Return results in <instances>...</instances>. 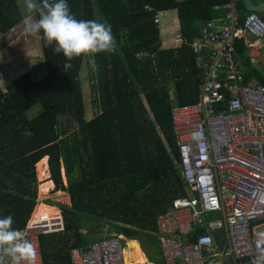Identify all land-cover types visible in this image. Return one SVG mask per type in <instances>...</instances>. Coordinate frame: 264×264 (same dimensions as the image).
Returning <instances> with one entry per match:
<instances>
[{
  "label": "trees",
  "instance_id": "trees-1",
  "mask_svg": "<svg viewBox=\"0 0 264 264\" xmlns=\"http://www.w3.org/2000/svg\"><path fill=\"white\" fill-rule=\"evenodd\" d=\"M230 1L67 0L77 19L111 26L117 51L97 54L95 72L87 56L74 58L73 67L65 72V57L54 53V44L46 47L41 33L44 75L34 79L26 73L4 88L0 85V217L11 215L13 227L20 230L29 224L38 200L36 167L38 178L45 182L49 166L46 195L55 185L70 199V205H58L64 229L40 235L44 264H70L72 248L90 245L82 231V217L86 220L90 215L112 221L116 234L126 239H140L151 260L165 264L160 246L144 238L156 232L158 215L188 190L178 167L169 84L175 86L178 105L199 101L204 75L197 67L192 43L205 21L222 16L215 6ZM236 4L242 17L247 11L241 0ZM167 11L176 15L180 38L176 47L163 46L165 23L154 21L156 12L167 15ZM20 12L16 0H0V34L22 22ZM236 45L246 69L245 83L254 76L264 85V78L244 54L243 39ZM141 52L148 54L137 56ZM84 59L99 107L88 121L80 80ZM36 105L42 111L28 117ZM25 130L33 134L26 137ZM54 212L43 205L44 216ZM212 232L224 242L223 228Z\"/></svg>",
  "mask_w": 264,
  "mask_h": 264
},
{
  "label": "built area",
  "instance_id": "built-area-1",
  "mask_svg": "<svg viewBox=\"0 0 264 264\" xmlns=\"http://www.w3.org/2000/svg\"><path fill=\"white\" fill-rule=\"evenodd\" d=\"M236 1L215 6L223 10L220 23L205 21L192 43L204 75L199 101L171 111L178 167L191 195L174 199L157 217L165 264H264V85L254 76L245 83L236 45L243 39L246 58L264 78V18L255 11L241 17ZM154 21L160 23V12ZM51 199L68 203L64 193ZM219 228L223 243L212 232ZM61 230L60 211L23 230L36 246V264H44L40 235ZM70 264H125L122 238L72 248Z\"/></svg>",
  "mask_w": 264,
  "mask_h": 264
},
{
  "label": "clouds",
  "instance_id": "clouds-1",
  "mask_svg": "<svg viewBox=\"0 0 264 264\" xmlns=\"http://www.w3.org/2000/svg\"><path fill=\"white\" fill-rule=\"evenodd\" d=\"M16 1L18 4V0ZM263 9L264 7L262 10ZM25 10L26 15L23 20L24 31L32 35L42 33L41 38L44 41L46 47H51L54 44V53H62L66 59V62L63 64V70L65 72H68V70L73 67V64L71 63L72 60L81 56L90 57L89 65L92 71L95 72L98 70V65L95 60V56L97 54L115 53L117 51L118 45L112 33L111 26L107 22L77 19L71 13L67 0H25ZM87 75V72L80 73L81 78L86 77ZM173 97L174 96H170L171 100L174 102V106L177 103L175 97ZM32 134L33 133L30 130H25L23 133V135L26 137H30ZM62 172L64 179V171L62 170ZM52 191L53 190H51L49 193ZM60 193H64L68 196L66 192H61V190H59V193H55L53 195L55 196ZM51 197L53 196H49V199L44 201L38 198L37 205H39L40 202H44L47 205L56 207L57 211L60 212L61 209L58 205H70L69 196L67 204H57L52 201ZM48 201L52 202L53 204H50ZM37 218L42 219L46 218V216L40 215L37 217L35 216L34 210L31 220ZM13 223L14 221L11 215L0 217V264H36V246L29 239H27L23 230L14 228ZM113 236H120L122 238L123 246L126 240H129L126 239L122 234H116ZM86 247L84 248L86 249ZM261 255L262 258H264V249L261 250ZM252 264H261V260H253Z\"/></svg>",
  "mask_w": 264,
  "mask_h": 264
},
{
  "label": "rangeland",
  "instance_id": "rangeland-1",
  "mask_svg": "<svg viewBox=\"0 0 264 264\" xmlns=\"http://www.w3.org/2000/svg\"><path fill=\"white\" fill-rule=\"evenodd\" d=\"M20 2V13L23 15V20L26 15L25 10V0H18ZM257 2V0H253ZM221 11L220 13H222ZM223 14V13H222ZM260 16L264 18V9L258 13ZM167 15L162 12L161 13V24L166 22ZM223 18V17H222ZM20 22L13 29L5 34H0V85L4 88L9 83L19 79L23 74L30 73L34 79L39 78L41 75L45 73L44 66V56L41 48V42L39 38V34H28L24 31V24ZM171 47V46H166ZM81 72H87L88 75L86 77L81 78V89H82V97L85 106V118L90 119L99 112V107L97 102L98 94L96 90L93 89L92 82L90 80V72L88 67V62L86 59L83 61V65L81 68ZM169 94L170 96L175 95V86L173 84H169ZM174 98V97H173ZM172 104L174 102L172 101ZM42 106L36 105L31 108L27 115L30 118L37 116L42 111ZM63 170V169H62ZM37 180L39 183L38 186V198L40 200L49 199V196H54L53 194L59 193V190H55V186L53 187V191L46 195V190H44L45 182H41L38 178V172L36 167ZM63 178V172H62ZM63 184L66 186L65 179H63ZM64 192V191H61ZM186 195H191L190 190H186ZM44 202H40L39 206L41 208V214L43 215V205ZM47 205V204H45ZM36 206V207H37ZM49 207L56 210V207L52 205H48ZM36 211V209H35ZM80 214L87 215L83 212ZM91 216V217H90ZM86 220L85 217H82V231L86 233V237L89 240V244L95 243L97 241H101L107 237L116 235L117 233V225H113L112 221L104 218V217H95V215H90ZM93 218H97L95 221H90ZM107 220V221H106ZM98 222L102 223V226L99 225ZM114 223V222H113ZM96 230L95 233H90V231ZM124 236V235H123ZM147 242H153L155 244H159V236L156 232L151 231L144 238ZM125 248V264H156L155 259L151 260L150 255L146 254L143 250V246L141 245L140 239L126 240L124 244Z\"/></svg>",
  "mask_w": 264,
  "mask_h": 264
},
{
  "label": "crops",
  "instance_id": "crops-1",
  "mask_svg": "<svg viewBox=\"0 0 264 264\" xmlns=\"http://www.w3.org/2000/svg\"><path fill=\"white\" fill-rule=\"evenodd\" d=\"M257 1L258 2H262L264 0H257ZM20 2L18 1V5L19 6H20ZM166 13H167V18H166L165 26H163L162 29H161V39H162V42H163V46L166 47L168 45V46H171V47H176L180 43V38L178 36V23H177V20H176V15L174 14L173 11H167ZM221 15L222 16H220L219 18L215 19L216 22H218V24L220 23V21H221V19L223 17V14H221ZM90 119H86V120L88 121ZM48 173H49V176H50L49 167H48ZM129 241H132V240H129Z\"/></svg>",
  "mask_w": 264,
  "mask_h": 264
},
{
  "label": "water",
  "instance_id": "water-1",
  "mask_svg": "<svg viewBox=\"0 0 264 264\" xmlns=\"http://www.w3.org/2000/svg\"><path fill=\"white\" fill-rule=\"evenodd\" d=\"M241 1L246 11L259 12L264 7V1L258 3L254 2L253 0H241ZM86 249H88V247H86Z\"/></svg>",
  "mask_w": 264,
  "mask_h": 264
},
{
  "label": "bare ground",
  "instance_id": "bare-ground-1",
  "mask_svg": "<svg viewBox=\"0 0 264 264\" xmlns=\"http://www.w3.org/2000/svg\"><path fill=\"white\" fill-rule=\"evenodd\" d=\"M57 209V208H56ZM41 214V208L39 206L36 207V211H35V216H40ZM124 257H125V254H124Z\"/></svg>",
  "mask_w": 264,
  "mask_h": 264
}]
</instances>
